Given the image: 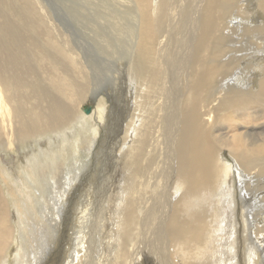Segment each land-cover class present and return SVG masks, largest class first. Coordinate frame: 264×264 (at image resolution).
<instances>
[{"label":"bare ground","instance_id":"bare-ground-1","mask_svg":"<svg viewBox=\"0 0 264 264\" xmlns=\"http://www.w3.org/2000/svg\"><path fill=\"white\" fill-rule=\"evenodd\" d=\"M229 1L135 0L140 20L136 26L134 51L126 57L129 59L125 71L128 80L124 83L127 85V91L124 89L126 111L122 118L117 117L114 136L103 150L113 166L110 165L105 177L111 184L109 194L103 206H99L100 212L104 215L107 209V214L103 221L106 230L98 244L104 238L111 239V243L107 248L100 246L98 251L116 249L119 253L121 250L126 264H230L231 258L235 260V240L240 237L251 247L248 254L256 255L252 264L264 262V65L252 63L261 68L255 87L250 85L252 88L244 89L246 86L240 84L235 89L224 87L227 80L224 78L240 60L236 47L221 42L225 30L231 27L228 22L222 23L221 18L223 7ZM258 5L264 13V0ZM156 9L160 11L157 15L152 13ZM48 10L50 7L43 0L0 2V156L33 141L40 144L44 137L53 136L48 137L51 140L48 151L31 155L25 166L19 165L26 184L20 182L18 176L14 181L16 185H25L24 188L12 187V180L0 172V264H22L26 256L30 258L31 254L32 260L43 253L45 241L40 233L49 237L45 230L49 222L38 221L36 205L45 194H53L67 180L79 175V165L64 171L62 165L68 160L62 157L67 155L69 146L77 143L78 134L86 130L88 124L94 135L105 123L104 101L92 99L103 85L95 84L96 74L98 77L102 74V83L107 77L103 76L104 72L113 76L115 81L111 83L116 93L124 86L117 81L123 74L115 68L117 61L105 63V69L99 65L100 73L97 67L94 70L97 63L93 67L85 59L87 55L76 50L78 45L70 34H62L66 29L62 33L48 31L43 17L41 19ZM167 11H175L180 17L170 22ZM90 12L87 9V13ZM16 14L20 18V30L14 25L19 19L15 20ZM190 21H198L196 31L191 27L189 39L181 41L180 30ZM2 24L9 27L6 33ZM173 25L175 33L170 31ZM172 41L171 50L184 52L189 62L199 63L193 71L185 72L187 62L183 60L176 66L175 73L170 72ZM81 59L87 62V71L82 67L85 62L80 65ZM62 61L66 67L60 66ZM88 85L87 99L83 89L88 91ZM118 95L121 96L120 92ZM94 126L98 127L93 129ZM90 140L83 142L87 154L103 146L102 143L94 146L95 140L94 144ZM62 176L66 178L61 182ZM101 181L105 184L103 177ZM57 195L49 196L51 203L59 199L60 192ZM10 204L24 214L26 233L17 232L8 220ZM235 207L241 227L249 230V235L243 229L234 232ZM83 226L81 229L79 226V230L82 231ZM35 235L43 242L38 248L32 244ZM78 240V243L85 241L83 236ZM72 260L77 262L78 256L73 255ZM86 261L80 260L78 264H88Z\"/></svg>","mask_w":264,"mask_h":264},{"label":"rangeland","instance_id":"rangeland-1","mask_svg":"<svg viewBox=\"0 0 264 264\" xmlns=\"http://www.w3.org/2000/svg\"><path fill=\"white\" fill-rule=\"evenodd\" d=\"M43 1L46 2V4L50 7V11L49 10L47 11L49 14H47V12L43 11V12H45V17L43 16L44 13L43 14L41 13L42 14L41 19L43 17V20H44L45 25H46V29L50 32L53 31V32H57V33H62V31H64L66 29L65 32H63L62 34H64V35H66V33L70 34L71 38H73L72 40L76 43V46L77 45L79 46V47L78 46L76 47V50L81 51L84 56L87 55L85 59H87V61L90 62V64H93V67L96 65L95 63H97V66L94 67V70H96V67H97V69L100 70L99 71L100 73H101V68L105 69V67L107 65L105 63L117 61L115 63V68L118 69V71L120 70L119 71L120 73H123L121 78H117V81L119 84L124 85V83L127 82V80H128L126 78L127 76L125 74V71L128 70L127 66L129 64V59L126 57L129 56V54L131 55V53L134 51L133 47L137 43L136 42L137 38H134L136 33H137L136 26L139 25V20H140V15H139L140 13L138 14L137 9H135V7H134L135 0L134 1L133 0L123 1L122 0L120 2H119V0H43ZM114 1H116V3L117 2H119V3L116 4ZM155 1H159V0H155ZM232 1L233 0H230L229 2L225 3L223 10H222V13H221V18L223 17L222 23L228 22L227 24L231 25V27L228 30H225V32L221 38V42L225 46H228V47L234 46V48L236 47V49L238 50V53L236 55H238L240 57V60L236 64L237 66L231 71V73H228V75H226V77L224 78V79H227L226 80V86H224V87L225 88L229 87L231 89H235L236 87L243 85L244 87L246 86L244 89H248V88H252V87L256 86L254 84H257L258 79H259V75L261 74V68L257 67V66H253L252 63H260V64L264 65V42H263L264 36L260 35V33L264 34V32H263L264 31V13L261 11V9L259 8V5H258V4H260V0H242V1L241 0H234V2H232ZM240 1H241V4H240ZM0 2H2L4 4L5 2H7V0H0ZM129 2H131V3H129ZM115 4L118 5L116 8H115V6H116ZM129 4H130V6H129ZM113 5H114V7H113ZM258 8H259V10H258ZM87 9H88V12H90V11L91 12L87 13ZM156 10H155V12L152 11V13H154L155 15L159 14V12H160L159 10H157L158 12ZM91 13H92V15H91ZM226 13H228V14H226ZM167 14L170 16V22H173V21H175V18L177 19L180 17L179 14H178V16L176 15L175 11H173V13H172V11H170V13L167 11ZM48 15H50V16H48ZM243 15H245V16L243 17ZM47 16L50 19H48ZM4 18L6 20L5 23L8 24L9 23L8 17L5 16ZM17 18H19L18 15H17V17H15V20H17ZM106 18H108V19H106ZM51 19L53 21H51ZM113 20H114V22H113ZM17 21H16L17 23H14V25L17 27L18 30H20L19 29V28H21V24L19 23L20 18ZM119 21H121V22H119ZM197 23H198V21L197 22L190 21V23L187 24L183 30L182 29L180 30V32L183 34L181 41L186 40V37H188V35L191 32V27H193V29L195 30V25ZM47 25H49V26H47ZM2 26L5 28V33H6V28L8 26L6 27V25H3V24H2ZM160 26H163V25L160 24ZM47 27H49V28H47ZM156 27H157V25H156ZM62 28H64V29L62 30ZM171 28H174V29L173 30L170 29V31L175 33L176 32V26L173 25ZM8 29H9V27H8ZM250 29H252V31ZM133 30H135V31H133ZM231 30H233L232 35H231V33H232ZM11 31H12V29H11ZM236 33H237V35H236ZM72 34H73V37H72ZM79 35H82V36L80 37ZM227 37H229V39H227ZM258 37L259 38L262 37L261 40ZM232 38H233V42H232ZM240 38H242V39H240ZM4 39H5V35L2 38V40H4ZM188 39H189V37H188ZM20 40L22 41L21 37H20ZM77 40H78V42H77ZM230 40H231V42H230ZM104 41H106V42H104ZM234 42L236 43V45ZM0 43H1V40H0ZM170 43H171L170 44V53L172 52L170 54V72L175 73L176 69H177L176 66L178 67L179 65H181L183 60H186V62H187V67L186 66L184 67L185 72H187L188 70L193 71V69H195V67L199 63L197 64L196 62H194V63L189 62L188 61L189 56L185 55L184 52L179 53V52H174L173 50H171V48L173 47L174 41H172ZM7 45L10 46L9 42ZM21 45H23V41H22ZM112 46H113V48H112ZM176 46L178 47V45H176ZM243 49H244V51H242ZM83 50H85V51H83ZM237 50H236V52H237ZM88 54L90 57L88 56ZM91 55H93V56H91ZM94 55L96 58L94 57ZM171 55H172V57H171ZM245 57H246V59H245ZM121 58H122V62L121 61L118 62V60H120ZM91 60L93 61V63ZM94 61H96V62H94ZM81 62H85L82 64L84 66L81 65ZM65 64L66 63H64L62 61L60 66L62 65V66L66 67L67 64L66 65ZM80 65L82 67H84V69L87 71L88 68H87V62L86 61L81 59ZM99 65L101 66V68ZM116 65H118L119 67ZM249 65H252V66H249ZM240 66L242 67V69ZM239 67L241 69L240 70L241 72L238 70ZM110 68H111V66H110ZM190 68H192V69H190ZM254 71H255V73H254ZM243 72H244V74H243ZM103 76L104 77L107 76L106 77L107 80L105 79V81L103 83L100 80V78L102 77V74L100 77H98L97 74L95 76L94 81L97 78V80L95 81V84L100 83L103 85L99 89V91L96 94H94V97L92 99L95 102L98 101L99 99H102V101H104L103 103H105V105H106V108L104 110L105 111V117H104L105 118V123H104L105 126L104 125L99 126V127H102L101 129L98 126H96V127L94 126L93 129H96L98 127L97 131L94 134L95 135V137H94L93 132L91 130L92 128L90 127V124H88V126L86 127V130L88 128L89 129L87 131L84 130L82 133L78 134L79 137H77V141H76L77 143H75V145H73L74 147H78V148L75 149L73 146H69L67 148L68 153H67V155L64 156L65 158L64 157H62V158L66 159L68 161H65L63 163V165H62V163L58 164L57 170H59L60 166L62 165V168H64V171L67 172L68 169L70 170L72 168H75L77 165H79L81 167L79 170L80 173L78 176L75 177V179L73 176L71 179L67 180L66 183L63 184V186L61 187L60 190L55 189L54 193L51 195L45 194L43 199H42L43 201L39 200V202L37 203L36 209H35V213H37L36 217H38V221L39 220H42V221L47 220L49 222V224L45 226L47 229L45 227L44 228H45V230H47L48 234H50V235H49V237H48V235L45 236L43 233H40L41 232V230H40V232H39L40 236L45 241L44 242L45 243V246H44L45 249L43 248V250H44L43 253L39 256L34 257V259H32V260L30 259L31 254H30V258L29 257L27 258V256H26L24 259L25 262L22 260V264L23 263L24 264H30V262H31V264H55L56 262H57L56 264H68V261H70L71 264H72V262H73V264H78V262L80 260L81 261L87 260L86 262H88V264H90L91 262H92L91 264H126L125 257L123 256V252H121V250H119L120 254L117 253L118 250H116V249L103 251L104 254L101 252L102 249L98 251L100 246H101V248L102 247L107 248L108 244L111 243V239L104 238L102 240L103 242L101 244H98V243H100V241H101L100 238L103 236V234L106 230L105 226L103 225V221H104V218L106 217V214H107V212H106L107 209L105 210L106 213L104 212V215H103V211L100 212V210H101L100 207L103 206V204L105 202L104 198L107 197V195L109 194L108 193L109 189L111 188L110 182L107 180V182H108L107 183L105 180V177H108L107 173H109V170H110L109 167L113 166V162H111L112 161L111 158L106 157L103 154V150H104L106 145L108 146L109 138H112L114 136V133L116 131V127H115L116 120L118 119L117 117L122 118L123 113L126 111L125 107H124L125 106L124 100H125L126 93H127L126 92L127 90L125 89L127 87L126 84L123 87H120L119 88L120 90L118 89V92L116 93L114 90V85H113V83H111V82L115 81L113 76L107 75L105 72L103 73ZM218 79L219 78H217V80ZM253 79H255V80H253ZM99 80H100V82H99ZM103 80H104V78H103ZM239 80H240V82H239ZM115 86H116V84H115ZM178 86H179V84H178ZM90 87H92V85ZM86 89H88V91L84 90V89H83V91H86L84 93L85 94L87 93V95H85V96H87V99H88L89 85H88V87H86ZM108 90L109 91L111 90V91L109 92ZM119 92H120L121 96L118 95ZM123 95H124V98H123ZM88 123H89V121H88ZM48 137H53V136H48ZM48 137H44L43 140H41V142H39L40 144H37L35 141H33L32 143L22 145L21 147H19L18 150L13 149L12 151H9L8 153H2V156L4 155L3 156L4 158L0 156V172H2L3 174L6 173V176L12 180L11 182L14 183L12 185V187H14V186L16 188L18 187V189H22L25 187V185H22V184L16 185V183L14 181L15 179L17 180V176H18L19 181L26 184L25 175L19 173V169H18L19 165L25 166V164H27V162L30 161L29 158H31L32 156H35L36 153H38V152L42 153V151L43 152L48 151L49 149H47V148H49V146L51 144V140L50 139L48 140ZM88 139H91L90 141L92 142V144H94V142H95L94 146L97 144L96 146L99 147V145H101V143L103 146L101 148H99L98 150H92L91 152H89V154H87L86 150L83 148V142H85ZM77 144H79V145H77ZM37 145H39V146H37ZM44 146H46V147L44 148ZM72 149H74L73 152L71 151ZM75 154L77 156H75ZM90 154H91V156H90ZM25 157H26V159H25ZM72 158L74 159L73 160L74 162L76 161L75 163L73 161H72L73 163L70 162V160ZM27 159H28V161H27ZM5 160H6V162H5ZM7 162H9V163H7ZM68 162H70L69 165H67ZM65 168H67V169H65ZM1 169H3L5 172H3ZM9 173H10V175H8ZM64 177L65 176H62L59 181H61V182L65 181L66 177L65 178ZM102 177H103V181L105 180L104 181L105 184H103V182L101 181ZM233 178H235V174H233L232 179ZM48 185H49V183H48ZM57 185L58 184H56L54 187H57ZM94 186H95V188H94ZM3 187H4L5 192H7V188H5L4 185H3ZM23 191L25 192V190H23ZM59 192H60L59 199H56L54 202L51 203L49 198L52 196L57 197L58 196L57 194ZM61 194H63V195L65 194V196H62ZM232 195H233V204L235 205L234 202L236 200L234 198V192ZM7 197H9V195H7ZM48 203L51 204V206H53V207L50 208L49 207L50 205H48ZM100 203H101V205H100ZM50 209L51 210L55 209V211L51 212ZM102 210H104V209H102ZM235 211H236V215L234 216V223H235V231L234 232L236 233L238 230L243 229L249 235L250 231L241 227L242 222L240 219V215L237 214V207H235ZM47 214H49V215H47ZM46 215H47V217H46ZM8 220L11 221L12 224H14V228L17 232L19 231V232H23V233L25 232L26 233V225H25L26 222H24L25 216L19 209H17L12 204H10V207L8 210ZM20 220H21V222H20ZM33 220H35V219L33 218ZM83 222H84V224H83ZM16 223H18V224H16ZM18 225L21 226L23 229L21 227H19ZM82 225H84V226H83V230L81 231V230H79V226L81 229ZM29 230H30V228H29ZM64 230H65V232H64ZM76 231H78V232H76ZM252 231H253V229H252ZM60 234H61V238L59 237ZM37 235H35L36 237L34 236L32 238L34 240L32 244L36 248L40 247L41 242H42V240L39 241L37 239ZM64 236H67V237H64ZM81 236L84 237L85 241L83 243H78L79 242L78 239ZM92 236H93V238H92ZM26 237H28V236L26 235ZM17 239H18V237H16L14 239V241L16 242L15 244H17ZM243 241H244V239L241 237H240V239L235 240V247L233 250L235 260H233L231 258L230 264H252V260L256 255L255 254H252V255L248 254L251 247L249 245H246V242L245 241L243 242ZM37 242H39V243L37 244ZM96 242H97V244H96ZM236 242L238 244H236ZM257 243L259 245H261V247L263 246L262 244H260V242H258V240H257ZM15 244H13V246ZM42 244H43V242H42ZM55 244L57 247L55 246ZM13 246H12V249H14ZM242 246H244V247H242ZM9 253H10V257H13L12 256L14 254L13 251H10ZM72 253H73L74 257L78 256L77 262L72 260L73 255H72V257H69V255H71ZM247 254L250 255V257L247 258ZM261 255H262V252H261ZM96 257H97L98 261H97ZM106 257H107V259H106ZM18 264H20V263H18ZM140 264H142V263H140ZM259 264H264V262L263 263L260 262Z\"/></svg>","mask_w":264,"mask_h":264}]
</instances>
